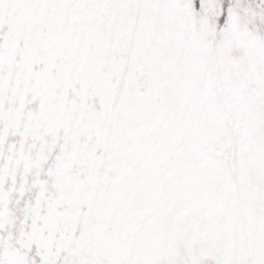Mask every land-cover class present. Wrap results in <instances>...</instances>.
<instances>
[{
  "label": "snow or ice",
  "instance_id": "6c2138e0",
  "mask_svg": "<svg viewBox=\"0 0 264 264\" xmlns=\"http://www.w3.org/2000/svg\"><path fill=\"white\" fill-rule=\"evenodd\" d=\"M0 264H264V0H0Z\"/></svg>",
  "mask_w": 264,
  "mask_h": 264
}]
</instances>
